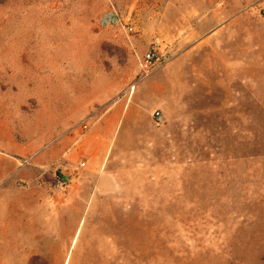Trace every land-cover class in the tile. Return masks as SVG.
I'll return each instance as SVG.
<instances>
[{"label": "rangeland", "instance_id": "374dc122", "mask_svg": "<svg viewBox=\"0 0 264 264\" xmlns=\"http://www.w3.org/2000/svg\"><path fill=\"white\" fill-rule=\"evenodd\" d=\"M83 125L117 187L63 210V264H264V0H0V264H57L35 165Z\"/></svg>", "mask_w": 264, "mask_h": 264}, {"label": "crops", "instance_id": "0c3cea01", "mask_svg": "<svg viewBox=\"0 0 264 264\" xmlns=\"http://www.w3.org/2000/svg\"><path fill=\"white\" fill-rule=\"evenodd\" d=\"M78 131V128L69 130L64 126L63 131L61 129L60 133L54 135L51 142L63 137L65 139L55 146L45 159H41L39 165H35L37 167L53 166L55 169L60 170L61 179H67V183H65L67 188L63 195L70 202H68L69 204L63 202L58 207L50 206L55 211L53 214L57 219L55 227L56 243H48L50 238L44 233H26L25 239L33 242L26 256L58 258L57 264H63L62 251L60 245H58V241L66 238L68 233L67 227L62 222L64 218L63 210L71 207L77 201L89 198L93 194L112 193L117 187L115 176L110 171L104 170L107 142L102 138H98L93 128L86 127L81 135ZM79 163H83L84 167H79ZM71 201L73 202L71 203ZM44 204H40L39 209L44 208Z\"/></svg>", "mask_w": 264, "mask_h": 264}, {"label": "built area", "instance_id": "2783aa9c", "mask_svg": "<svg viewBox=\"0 0 264 264\" xmlns=\"http://www.w3.org/2000/svg\"><path fill=\"white\" fill-rule=\"evenodd\" d=\"M110 20H111V18L107 17L104 19L103 23H107ZM123 29L127 32H134V28L130 24H124ZM160 58H161V56H160L156 47H150L147 50H145L140 55V57L137 59V67H138L139 73L142 76L148 74L153 69V67L157 63H159ZM152 118L156 124H160L162 122V119H163L162 115L160 114L159 111H154L152 113ZM82 129H86V126L83 125ZM79 167H81V168L84 167V164L80 163ZM66 188H67V184H65L62 181L61 172L60 171L54 172L53 176H52V182L50 184L51 193L54 195H57V196L63 195L66 191Z\"/></svg>", "mask_w": 264, "mask_h": 264}, {"label": "bare ground", "instance_id": "6f19581e", "mask_svg": "<svg viewBox=\"0 0 264 264\" xmlns=\"http://www.w3.org/2000/svg\"><path fill=\"white\" fill-rule=\"evenodd\" d=\"M61 232V231H60Z\"/></svg>", "mask_w": 264, "mask_h": 264}]
</instances>
